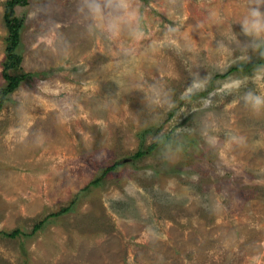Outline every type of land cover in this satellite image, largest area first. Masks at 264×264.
Returning a JSON list of instances; mask_svg holds the SVG:
<instances>
[{
  "label": "rangeland",
  "instance_id": "1",
  "mask_svg": "<svg viewBox=\"0 0 264 264\" xmlns=\"http://www.w3.org/2000/svg\"><path fill=\"white\" fill-rule=\"evenodd\" d=\"M9 1L0 264H264V0Z\"/></svg>",
  "mask_w": 264,
  "mask_h": 264
},
{
  "label": "trees",
  "instance_id": "2",
  "mask_svg": "<svg viewBox=\"0 0 264 264\" xmlns=\"http://www.w3.org/2000/svg\"><path fill=\"white\" fill-rule=\"evenodd\" d=\"M26 4H27V0H11V1L6 3L5 10H4V20H5L9 35H10V47L7 49L6 63L4 64V67H3V71H4V77L3 78L6 81H8V86H7L8 90H12L15 87L17 81L15 80V77L8 76L7 73H8V71L15 70V69L19 68V63L21 61L20 56L13 54V48L17 45V42H18V31H19V28L21 25V23L18 21V19L14 17V15H15L14 9L16 6H25ZM256 65L257 64H255V63H248V64H245L244 66H238L236 68H238L237 70L245 72V71H249L251 69H254L256 67ZM21 77H23V76L21 75L20 78ZM201 95H202V93H196V94H193L192 96H190V98L191 99H197V98L201 97ZM203 95H204V93H203ZM2 101H3V98H2V96H0V106L2 104L1 103ZM167 136H168L167 134H161V135L157 136L156 139L154 140V142H152L150 145H148L146 147V150H144V149L139 150L137 152V154L135 155V158L141 157V156L145 155L147 152L154 151L159 145H161L162 143H164L167 140V138H168ZM141 140L143 141L142 135H141ZM110 170H112V168H106L102 172V176L99 179H101L104 175H106ZM99 179H97L93 183L97 184L99 182ZM74 201L75 200L72 201V204ZM68 208L61 209L60 213L66 212L68 210ZM41 223H43V222H41ZM40 224H38L36 226V228L39 227ZM18 234H19L18 231H14L11 234H3V235L8 236V237H15Z\"/></svg>",
  "mask_w": 264,
  "mask_h": 264
}]
</instances>
